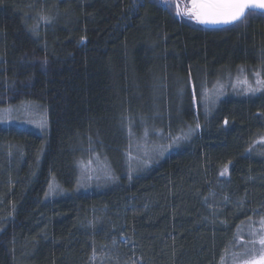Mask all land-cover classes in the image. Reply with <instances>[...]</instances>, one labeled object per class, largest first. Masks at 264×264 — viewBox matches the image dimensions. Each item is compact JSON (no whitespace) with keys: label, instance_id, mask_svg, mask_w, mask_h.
I'll list each match as a JSON object with an SVG mask.
<instances>
[{"label":"trees","instance_id":"trees-1","mask_svg":"<svg viewBox=\"0 0 264 264\" xmlns=\"http://www.w3.org/2000/svg\"><path fill=\"white\" fill-rule=\"evenodd\" d=\"M246 12L207 28L161 0H0V108L49 124L0 126V264H222L264 219V90L201 104L237 71L264 83ZM143 135L171 150L147 164ZM96 154L107 186L79 189Z\"/></svg>","mask_w":264,"mask_h":264},{"label":"rangeland","instance_id":"rangeland-1","mask_svg":"<svg viewBox=\"0 0 264 264\" xmlns=\"http://www.w3.org/2000/svg\"><path fill=\"white\" fill-rule=\"evenodd\" d=\"M161 1L163 3L168 2L173 4L176 11L179 9L178 15L185 16L188 19L190 18L187 12L192 6L191 0ZM192 20L197 22L194 19ZM258 81H260V83H258ZM259 90H264V83L261 82L259 74L255 73L249 76L248 73L240 70L237 71L236 75L233 77V81L225 77L219 80L218 83H215L212 89H203L201 104L205 106L206 109H210L214 107L219 98L226 96V91H230L232 94L236 95H247L248 92L257 93ZM0 126L4 128L18 126L45 135L49 127L48 114L43 107L33 103L5 106L0 108ZM143 138L145 139L142 145L139 141ZM153 139L154 143H150L148 135H143L139 137V139L131 142L133 151L142 153L146 158L145 161L147 164L151 163L152 159L156 160L162 157L167 150H171V147L162 146V141L158 142V138L154 137ZM177 144V141L172 142L173 147H176ZM90 158L91 159H87L79 165L78 188L85 191L97 188L101 185L105 186L106 181L110 178V169L105 161L97 154ZM135 161L138 162L139 159ZM142 164L144 165V163ZM54 186L53 188H55ZM235 238L230 248L231 250L222 259V264H251L252 261L264 257V247L260 244L261 238H264V219L257 218L242 224Z\"/></svg>","mask_w":264,"mask_h":264},{"label":"snow or ice","instance_id":"snow-or-ice-1","mask_svg":"<svg viewBox=\"0 0 264 264\" xmlns=\"http://www.w3.org/2000/svg\"><path fill=\"white\" fill-rule=\"evenodd\" d=\"M191 4L187 14L198 23H233L244 19L248 9H264L262 0H191ZM260 244L264 247V238H261ZM251 264H264V257Z\"/></svg>","mask_w":264,"mask_h":264},{"label":"water","instance_id":"water-1","mask_svg":"<svg viewBox=\"0 0 264 264\" xmlns=\"http://www.w3.org/2000/svg\"><path fill=\"white\" fill-rule=\"evenodd\" d=\"M262 2H264V0H262ZM255 9H258L260 11H263L264 12V9H260V8H255ZM253 9V10H255ZM247 11V10H246ZM238 22V21H236ZM236 22H233V23H202L205 27L207 28H212V27H216V28H223L224 26H229V25H233L234 23Z\"/></svg>","mask_w":264,"mask_h":264}]
</instances>
